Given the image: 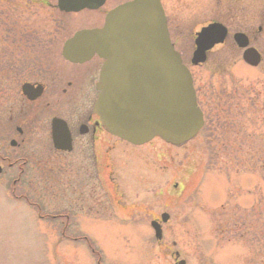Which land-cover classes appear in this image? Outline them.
<instances>
[{
  "label": "rangeland",
  "instance_id": "1",
  "mask_svg": "<svg viewBox=\"0 0 264 264\" xmlns=\"http://www.w3.org/2000/svg\"><path fill=\"white\" fill-rule=\"evenodd\" d=\"M161 2L170 40L191 74L197 102L209 121L216 110H224L216 108L218 95L231 101L233 88L252 98V107L238 112V124L228 130L213 129L205 121L203 130L179 148L159 138L141 146L112 139L110 152L100 150L97 165L100 180L110 178L105 181L111 198H122L125 211L109 210L100 187L88 203L93 180L86 172L92 167L80 164L73 175L47 150L25 152L31 156L28 168L33 176L26 180L33 188L29 200L41 204L43 219L24 200H14L11 188L0 181V264H96L90 249L98 251L99 264H174L170 255L175 251L187 264H264V31L257 33L259 22L240 14L239 25L251 30L253 46L261 53L259 67L245 66L233 51L231 35L238 27L229 28L225 44L194 67V34L215 20L214 0ZM12 14L16 31L53 30L51 13L43 9L18 5ZM4 44L0 39V53ZM12 153L22 155L19 150ZM100 180L95 178V185L102 186ZM77 202L81 208H95L96 214H75L73 224L65 228L52 220ZM163 212L169 220L158 243L149 222ZM219 224L224 229H215Z\"/></svg>",
  "mask_w": 264,
  "mask_h": 264
},
{
  "label": "flooded vegetation",
  "instance_id": "2",
  "mask_svg": "<svg viewBox=\"0 0 264 264\" xmlns=\"http://www.w3.org/2000/svg\"><path fill=\"white\" fill-rule=\"evenodd\" d=\"M57 1L0 0V10L3 9V5L9 6L6 8L7 14L0 13V35L2 34V39H9V42L1 45L0 53V181L6 188H11L12 198L16 200L28 198L31 194L30 190H33L31 187L33 176L31 169L28 168L31 164V156L26 155L25 152L47 150L58 156L61 167L65 164L73 175L80 164L93 168H91L92 171L88 169L86 172L88 180H93V184L89 185V188H93V192L88 195V203L92 202L95 188L100 187L104 203L108 204L109 210L125 211L126 206L122 205L124 202L122 198H111V192L107 188L109 183L105 181L106 179L110 182V178L106 175L108 179L100 180L102 174L97 165L100 150L103 148L110 152L111 141L116 139L105 132L93 112L98 95L96 85L103 61L96 54L91 55L89 59H84L81 55L77 61H69L62 56V48L65 41L75 33L100 28L105 16L111 10L131 0H104L98 8L92 9L89 5L69 13L60 12L56 7ZM90 1L82 0L80 3L91 4ZM16 2L22 6H35L50 12L51 15L48 17L53 30L50 32L37 31L34 37L29 36V30L15 34L12 30L14 28L12 23L16 19L12 13L16 10ZM218 14L222 16V9L218 10ZM246 35L249 42L254 43L253 35ZM10 36L14 38L12 42H10ZM16 38L19 40L15 41ZM17 44H22V46H16ZM234 48L233 51L241 57L242 51ZM195 92L197 94V89ZM231 94V101L224 100V95H218L221 99L216 100V108L224 110H216V114L210 117L213 118L211 121L202 112L204 125L207 121L209 125L214 126L213 129L228 130L230 126L238 124L235 121L238 112L244 113L239 108L243 107L241 102H245L250 108L252 99H242L238 88H233ZM54 120H60L65 124L64 129L62 125L63 141L60 142L64 150H56L53 147L51 129ZM210 137L212 135H209L208 139ZM13 150H19L22 155L15 157L13 153L11 154ZM39 162L42 160H36V163ZM96 167H98L97 175ZM29 178L31 180L26 181ZM95 178L103 182L102 186L101 184L95 185ZM34 182L38 185L37 180ZM173 188L176 189L177 184ZM60 193L61 199H65L63 191ZM72 197L79 199L75 192ZM167 201L170 203L172 197H168ZM94 209L92 207L81 208L80 202L79 205L77 202L71 208L67 207L66 212H62L63 214L53 217L52 220L61 222L64 228L69 227L73 224V220L75 221L73 215L84 212L91 215L96 214ZM41 210L38 208V211ZM252 213H254L253 210ZM163 214H166L165 222L161 218ZM39 218L43 219L40 215ZM168 220V214L163 212L159 217L152 218L150 222L156 221L162 229ZM233 228L238 229L237 226ZM215 229H224V225L219 224L215 226ZM177 253L178 259H175L176 251L170 255L174 264H177L179 260H184L180 253ZM184 262L187 264L186 260Z\"/></svg>",
  "mask_w": 264,
  "mask_h": 264
},
{
  "label": "water",
  "instance_id": "3",
  "mask_svg": "<svg viewBox=\"0 0 264 264\" xmlns=\"http://www.w3.org/2000/svg\"><path fill=\"white\" fill-rule=\"evenodd\" d=\"M69 1L59 4L60 9H80ZM226 35L218 23L202 28L194 41L191 64L203 63L206 52L221 44ZM233 40L239 48L248 45L243 34H235ZM79 48L96 52L105 60L94 112L110 134L133 145L158 136L181 146L200 129L202 118L191 77L169 43L159 0H134L117 8L106 17L102 29L81 32L69 40L63 55L71 59ZM242 58L252 67L260 62L259 54L251 48ZM60 124L54 121L52 125L55 149L61 147ZM151 226L155 238L160 239V227L154 222Z\"/></svg>",
  "mask_w": 264,
  "mask_h": 264
},
{
  "label": "trees",
  "instance_id": "4",
  "mask_svg": "<svg viewBox=\"0 0 264 264\" xmlns=\"http://www.w3.org/2000/svg\"><path fill=\"white\" fill-rule=\"evenodd\" d=\"M217 3V8L222 7L223 12L222 16H218V20L231 29L238 27L241 31V28H244L243 25H239L241 14L258 21L261 30L264 31V0H217Z\"/></svg>",
  "mask_w": 264,
  "mask_h": 264
}]
</instances>
